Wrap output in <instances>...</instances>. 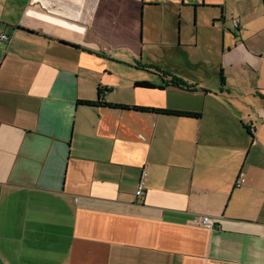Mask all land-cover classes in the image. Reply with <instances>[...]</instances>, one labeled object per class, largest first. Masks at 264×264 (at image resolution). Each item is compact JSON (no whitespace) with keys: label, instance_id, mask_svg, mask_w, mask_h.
<instances>
[{"label":"crops","instance_id":"1","mask_svg":"<svg viewBox=\"0 0 264 264\" xmlns=\"http://www.w3.org/2000/svg\"><path fill=\"white\" fill-rule=\"evenodd\" d=\"M254 12L233 0H0V264H264L263 61L242 55L257 73L245 89L223 58L217 86L173 75L193 90L117 73L156 35L181 46L196 14V32L223 30L224 57L239 43L226 44L228 15L237 38L256 31Z\"/></svg>","mask_w":264,"mask_h":264},{"label":"rangeland","instance_id":"2","mask_svg":"<svg viewBox=\"0 0 264 264\" xmlns=\"http://www.w3.org/2000/svg\"><path fill=\"white\" fill-rule=\"evenodd\" d=\"M234 3L239 4L246 8L248 14H254L257 9L258 20L253 22V29L256 31L251 34H243L241 37H235V34H239L235 29L232 22V15H228L227 21L224 26V32L226 34V44L228 39L238 40L237 47L234 48L233 42L229 48L225 46V54L222 57L221 51L224 45L223 30H217L212 27V23L208 27L203 28L200 32H196L195 27L198 24L197 14L196 18L192 17L191 21L187 25L180 27V43L178 41L174 45V50L169 51L164 48L159 42L161 36H155L158 40L151 46L145 45L142 50V45L139 44V51L135 53L132 58V65L134 68H121L117 69L119 75L128 76H144L149 77H167L168 76H195L199 78H206L214 82V86L223 83L220 66V62H238L233 68H228L227 74L236 77L237 82L241 81L243 89L246 88L244 83H249L253 77L257 76L254 65L245 63L242 59V55H248L253 61H263L259 58V54L254 53V50H264V1L256 0L259 5L253 7V0H233ZM261 4V5H260ZM219 24L220 21H216L215 24ZM222 25V22L220 23ZM143 40V39H142ZM173 47V46H171ZM170 47V48H171ZM124 54V53H121ZM120 54V55H121ZM142 55V56H141ZM137 62H141V65L146 66V70L137 69ZM243 62V63H240ZM264 72V68H263ZM264 76V74H263ZM245 87V88H244Z\"/></svg>","mask_w":264,"mask_h":264},{"label":"built area","instance_id":"3","mask_svg":"<svg viewBox=\"0 0 264 264\" xmlns=\"http://www.w3.org/2000/svg\"><path fill=\"white\" fill-rule=\"evenodd\" d=\"M232 22L236 28L240 26V23L237 19H234ZM8 39H9L8 35H4V34L0 35V40H8ZM144 175L145 173L143 174V177L141 178L138 184V189L136 191L137 196H142L144 194V190H145ZM195 222L209 229H214L218 226L217 221L213 217H210L209 215L200 216L195 220Z\"/></svg>","mask_w":264,"mask_h":264},{"label":"trees","instance_id":"4","mask_svg":"<svg viewBox=\"0 0 264 264\" xmlns=\"http://www.w3.org/2000/svg\"><path fill=\"white\" fill-rule=\"evenodd\" d=\"M171 84H173L179 88L186 89V90H193L194 89L193 86L187 84L184 80H182L181 78L176 77V76L172 77ZM99 103L104 104L106 102L100 101ZM86 104L91 105V106L94 105L91 102H88ZM116 107L122 108V109H133V110H140V111H145V110L146 111H150V110L156 111L152 108H144V107H138V106L118 105ZM160 113L175 114V115H183V114L184 115H190V114L192 115V113H190V112H175V111H169V110L161 111ZM195 116H197V115L195 114Z\"/></svg>","mask_w":264,"mask_h":264}]
</instances>
